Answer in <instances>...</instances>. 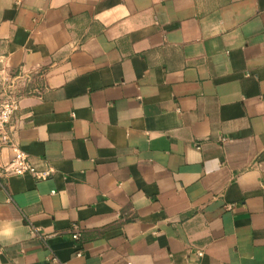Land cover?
I'll return each instance as SVG.
<instances>
[{
	"label": "crops",
	"instance_id": "0c3cea01",
	"mask_svg": "<svg viewBox=\"0 0 264 264\" xmlns=\"http://www.w3.org/2000/svg\"><path fill=\"white\" fill-rule=\"evenodd\" d=\"M0 69V264H264V0H0Z\"/></svg>",
	"mask_w": 264,
	"mask_h": 264
},
{
	"label": "built area",
	"instance_id": "2783aa9c",
	"mask_svg": "<svg viewBox=\"0 0 264 264\" xmlns=\"http://www.w3.org/2000/svg\"><path fill=\"white\" fill-rule=\"evenodd\" d=\"M30 79L29 75L22 71H8L0 69V147H9L11 157L5 166L0 167V174L22 175L30 173L36 179H45L52 172L51 168L39 170L35 168L28 155L13 141L10 122L14 112L19 106V97L25 89V84ZM80 235L77 225H73L71 236L78 239ZM81 252H77L80 255ZM201 255V253H198Z\"/></svg>",
	"mask_w": 264,
	"mask_h": 264
}]
</instances>
